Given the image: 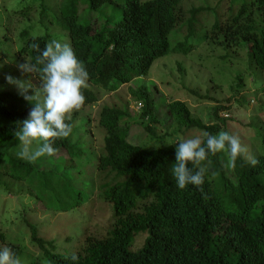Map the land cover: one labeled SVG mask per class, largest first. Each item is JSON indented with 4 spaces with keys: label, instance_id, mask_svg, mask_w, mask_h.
Wrapping results in <instances>:
<instances>
[{
    "label": "trees",
    "instance_id": "obj_1",
    "mask_svg": "<svg viewBox=\"0 0 264 264\" xmlns=\"http://www.w3.org/2000/svg\"><path fill=\"white\" fill-rule=\"evenodd\" d=\"M49 2L21 0L16 7L14 15L17 11L23 18H30L29 12L39 3L40 27L45 29L44 33L22 29L17 54L24 63L34 62L38 53L31 43H39L41 49L55 38L69 43L89 73L87 86L81 90L85 101L70 120L66 119L73 126L70 136L53 141L56 154L29 162L14 153L19 142L15 132L33 105L17 93H0V172L35 192L36 205L43 212L64 213L84 204L85 191L63 174L66 170L62 166L65 161L69 172L70 165L75 167V161L89 153L82 148L87 142L75 139L83 112H90L101 93L115 92L147 75L159 57L171 51L191 52L195 45L189 39L196 35L199 16L212 8L184 6V0H58L56 11ZM231 3L228 14L216 16L203 38L221 45L227 54L242 45L248 65L264 71V0ZM109 5H113L110 11L106 10ZM178 26L187 32L186 40L172 46L169 37ZM227 59L225 54L223 60ZM236 78L231 90L245 101L241 96L244 75L237 74ZM130 92L140 104L138 115L117 105H104L99 112V125L105 129L104 144L94 149V162L106 174L88 187L94 190L96 186L99 196L112 204V227L100 237L84 236L75 252H67L50 249L37 227L26 219L32 241L46 257L45 264H264V150L255 158V165L247 154L237 159L231 169L235 180L227 176L222 152L209 153L212 165L204 183L180 189L172 171L175 143L150 147L129 140L133 124L154 135V125L162 122L161 106L153 90L146 84L130 85ZM220 109L224 108L216 107L217 122L206 124L178 99L166 104L164 116L180 127H197L215 135L230 116L221 117ZM82 125L89 127L90 123ZM259 136L264 143V137ZM205 139L203 135L202 141ZM141 233L148 235L140 247L133 249ZM6 239V233L1 232L0 240ZM8 244L20 259L24 247L12 241ZM73 253L77 261L71 259Z\"/></svg>",
    "mask_w": 264,
    "mask_h": 264
},
{
    "label": "rangeland",
    "instance_id": "obj_2",
    "mask_svg": "<svg viewBox=\"0 0 264 264\" xmlns=\"http://www.w3.org/2000/svg\"><path fill=\"white\" fill-rule=\"evenodd\" d=\"M20 1L0 0V64L3 65L0 67V93L19 94L14 85L7 83L5 76L9 74L14 78L32 80L34 84H38L37 78L31 74L22 73L18 68V64L24 62L17 51L22 44L20 38L22 29L29 27L35 33H44L45 29L40 27L39 3L35 4L32 7L33 10L29 12L30 18H23L17 11L14 15ZM231 4H233L231 0H184V6L203 5L212 8L211 11L199 16L196 35L193 39H189V43L195 45L194 49L188 54L171 51L159 57L154 61L147 75L134 79L131 84L122 85L115 92L101 93L98 102L89 110L90 112H83L82 118L77 122L75 139L87 142L82 148L89 153L77 159L74 163L75 167L70 165L69 172L64 161L62 166L66 173L61 170L72 182L80 184L85 191L84 204L80 208L64 213L43 212L45 210L42 211L36 205L35 192L30 191L25 183L0 172V233L5 232L7 235L6 242L0 240V248H10L8 243L16 242L20 247H24L20 258L21 264H45L46 257L41 256V248L32 241L31 229L26 219L37 227L50 249H63L67 252H75L84 236L100 237L112 227L111 216L114 210L112 204L99 196L96 186L94 190L88 187L95 182H100L101 176L106 174L101 172L94 162L97 158V152L94 149L104 144L102 141L105 129L99 125L101 108L104 105H117L126 108L134 115L139 113L140 104L134 100L130 85L139 87L146 84L149 90H153L155 100L161 106L159 116L162 121L154 125V135L147 134L146 129L141 125L133 124L130 130V141L159 147L169 143L177 145L184 139L197 136L202 140L204 131L197 127H180L164 116L166 104L179 99L185 101L194 116L206 124L217 122L216 107H223L224 109L219 110V115L223 118H226L228 114L230 116L226 118V126L222 124L221 131L228 130L238 136L242 146L247 149L248 158L255 159L263 152L264 143L259 134L264 137V71L248 65L247 51L242 45L227 54L228 50L221 45L213 43L211 39L203 38V33L210 28L216 16L228 14ZM48 6L57 11L58 0H50ZM112 6L109 5L106 10L110 11ZM97 12L100 13V11ZM52 13L54 15V12ZM97 22L98 26L100 22ZM54 32L51 28V33ZM186 36L187 32L178 26L170 34L171 45L174 46L186 40ZM57 39L59 38H55ZM225 54L228 55L227 60H223ZM237 74L244 75L245 84L241 96L245 101L231 90V85L237 80ZM194 90L198 93H194ZM32 94L30 90L29 95ZM206 95L210 98H204ZM86 122L90 123L89 127L82 125ZM19 143L15 145V154L20 151ZM36 143L37 141H34L33 147ZM221 152V162L227 176L235 180L233 171L226 166L227 157L223 151ZM147 235L146 233L138 234L132 248L140 247Z\"/></svg>",
    "mask_w": 264,
    "mask_h": 264
},
{
    "label": "clouds",
    "instance_id": "obj_3",
    "mask_svg": "<svg viewBox=\"0 0 264 264\" xmlns=\"http://www.w3.org/2000/svg\"><path fill=\"white\" fill-rule=\"evenodd\" d=\"M30 47L38 53L35 61L25 59L26 62L18 64V68L22 73L37 78L38 84L32 80L14 78L10 74L5 79L33 105L28 118L18 122L15 136L20 142L17 155L34 162L46 155H55L58 149L53 146V141L68 138L73 132L72 124L66 123V119L70 120V114L83 105L85 97L81 90L87 86L89 73L69 43L53 39L43 49L37 42L31 43ZM0 67L3 65L0 64ZM30 90L32 95H29ZM204 137V141L197 136L184 139L176 145L172 171L180 189L189 184L201 186L204 183L205 174L212 165L208 159L209 153L215 155L223 151L229 169L235 168L237 159L247 153L240 138L226 131L215 135L205 132ZM34 141H37L35 147ZM249 159L253 165L257 163L254 158ZM189 162L192 167H189ZM193 168L196 170L193 171ZM71 259L77 261L79 258L73 253ZM0 264H21V261L11 248L3 247L0 248Z\"/></svg>",
    "mask_w": 264,
    "mask_h": 264
}]
</instances>
